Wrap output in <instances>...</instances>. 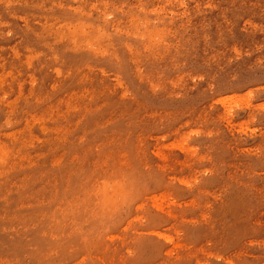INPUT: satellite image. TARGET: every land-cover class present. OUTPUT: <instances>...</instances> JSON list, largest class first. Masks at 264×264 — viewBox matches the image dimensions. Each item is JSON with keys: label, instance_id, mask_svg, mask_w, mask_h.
I'll return each mask as SVG.
<instances>
[{"label": "rangeland", "instance_id": "rangeland-1", "mask_svg": "<svg viewBox=\"0 0 264 264\" xmlns=\"http://www.w3.org/2000/svg\"><path fill=\"white\" fill-rule=\"evenodd\" d=\"M0 264H264V0H0Z\"/></svg>", "mask_w": 264, "mask_h": 264}]
</instances>
